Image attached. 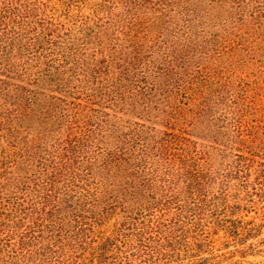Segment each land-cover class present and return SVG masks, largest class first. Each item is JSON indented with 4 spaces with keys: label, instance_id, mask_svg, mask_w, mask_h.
I'll return each instance as SVG.
<instances>
[{
    "label": "trees",
    "instance_id": "trees-1",
    "mask_svg": "<svg viewBox=\"0 0 264 264\" xmlns=\"http://www.w3.org/2000/svg\"><path fill=\"white\" fill-rule=\"evenodd\" d=\"M190 1L101 0L81 11L83 0H0V242L72 255L117 208L138 241L169 240L162 228L202 204L214 177L209 151L186 132L194 121L225 105L252 142L264 134L263 116L244 122L247 93L222 78L244 41L195 29L236 0L203 12ZM247 2L256 24L264 0ZM135 110L139 122L125 119ZM153 119L161 129L140 123Z\"/></svg>",
    "mask_w": 264,
    "mask_h": 264
},
{
    "label": "rangeland",
    "instance_id": "rangeland-1",
    "mask_svg": "<svg viewBox=\"0 0 264 264\" xmlns=\"http://www.w3.org/2000/svg\"><path fill=\"white\" fill-rule=\"evenodd\" d=\"M83 1L81 11H89L101 2ZM209 2L191 0L190 8L203 12L204 8H210ZM248 3L236 0L224 9L217 5L211 8V18L205 20L204 26L195 29L210 42L213 35L225 30L238 34V39L244 41L235 57L223 59L226 63L222 78L233 83V92L247 93L244 122L252 125V120L264 117V18L253 23V5ZM119 10L123 11L122 6ZM253 15L256 17L257 13ZM252 25L256 33L248 36L253 32ZM197 44L201 50V40ZM224 96L230 100V94ZM137 111L127 114L125 119L139 122ZM255 111L257 114H253ZM213 114L195 120L186 132L197 142V150L209 151L214 177L207 185L208 194L202 204L189 203L173 226L162 228L169 240L154 237L150 243L138 241L133 236V225L125 223L123 213L117 208L107 213L108 217L98 228L94 226V234L99 237L91 235L72 255H68L66 248L65 257L58 258L51 252L41 256L40 244L35 242L20 246L17 252L14 240L10 245L3 241L0 264H264V134H256L257 139L252 142L251 136L241 132L242 128H236L238 116L229 113L225 105L217 106ZM153 120L140 123L161 129L160 120ZM0 144L5 143L2 140ZM255 146L263 150L256 151ZM254 147L255 151H249ZM16 175L20 178V170ZM148 220L153 218L148 216L145 221ZM140 222L132 224L140 226ZM25 225V222L19 224L20 231ZM56 246L52 251L57 250Z\"/></svg>",
    "mask_w": 264,
    "mask_h": 264
}]
</instances>
